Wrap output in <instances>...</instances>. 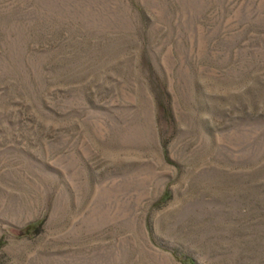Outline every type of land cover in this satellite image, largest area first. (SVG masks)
<instances>
[{"label": "rangeland", "instance_id": "obj_1", "mask_svg": "<svg viewBox=\"0 0 264 264\" xmlns=\"http://www.w3.org/2000/svg\"><path fill=\"white\" fill-rule=\"evenodd\" d=\"M0 264H264V0H0Z\"/></svg>", "mask_w": 264, "mask_h": 264}]
</instances>
